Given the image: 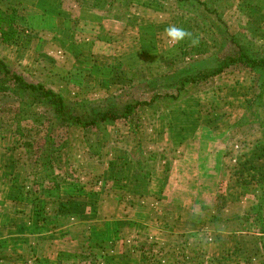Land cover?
I'll use <instances>...</instances> for the list:
<instances>
[{
	"label": "crops",
	"instance_id": "obj_1",
	"mask_svg": "<svg viewBox=\"0 0 264 264\" xmlns=\"http://www.w3.org/2000/svg\"><path fill=\"white\" fill-rule=\"evenodd\" d=\"M246 4L252 25L261 31L264 0H246ZM150 8L157 13L153 5ZM0 9L6 13L15 9L25 19L15 40H0L4 50L0 55L42 78L68 82L76 68H85L91 72L85 79L94 80L93 71L113 64L120 54L115 47H121L125 35H136V42L141 38L137 34L140 25L116 20L108 10L97 14L72 0H0ZM139 15L144 14L134 11L128 16ZM152 19L154 26L163 27V33L175 25L173 19ZM259 34L264 39V31ZM233 78L234 83L211 91V98L209 92L205 96L194 93L165 111L169 125H175L171 119L189 118L193 112L192 127H177L183 132L193 128V137L153 146L163 157L145 188L134 167L130 168L133 165L122 161L116 178L107 177L106 167L95 181L89 178L86 183L61 185L43 192L37 205H29L21 191L27 174L6 148L9 139L0 135V264H156L152 252L159 246L158 256L175 264V251H182L181 242L187 237L203 244L206 261L264 264L262 235L247 230L252 220L241 219L244 211H254L264 202V127L259 126L264 111L250 104L251 86L238 75L222 81ZM217 116L225 126L215 122ZM246 116L256 128L249 130L245 144L240 141L245 148L230 149L231 140L226 148L223 142L242 125L234 124ZM217 129L222 130V137L207 138V130ZM141 239L154 243L150 263L140 251Z\"/></svg>",
	"mask_w": 264,
	"mask_h": 264
},
{
	"label": "rangeland",
	"instance_id": "obj_2",
	"mask_svg": "<svg viewBox=\"0 0 264 264\" xmlns=\"http://www.w3.org/2000/svg\"><path fill=\"white\" fill-rule=\"evenodd\" d=\"M123 3L124 0H117L115 5L108 9L112 15L114 14L113 18L121 16ZM152 5L158 10L156 14L154 10L150 8ZM146 9H149L151 13H147ZM134 11L144 15H139L137 17L128 16ZM128 13L129 14L123 17V19L117 20L125 22L128 19V22H134L133 26L137 27L140 25L141 32L136 31L138 35L141 34L140 42L135 41L139 40V38L134 34H130L127 37L125 35L121 41L123 42L121 47H115L116 52L120 53L113 59V64L115 66L110 63L107 66L97 68L98 71H93L94 80L85 79L87 74H91L90 71L84 70L85 68H76V71H73L74 74L69 75L68 82H62L65 80L60 78L56 80L51 76L48 78L46 75L43 78L38 75L35 76L32 72L26 71L23 64L21 65L13 62L15 64L14 70L26 82L34 85L42 84L47 89L54 91L63 99L68 116L79 117L83 121H88L92 118L96 119L103 113H111L114 116L121 115L124 107L129 104L150 103L149 107L144 106L138 108L126 119L108 122L106 123L107 126L106 124H101L99 130L103 131V129H106L105 131L108 136L125 138L134 137L133 133L129 130L130 127L135 131L144 132V138H146L143 142L144 157H146V151L159 154L160 157L156 156L158 160L150 158V165L157 167L161 162L159 159H161L163 155L158 151L159 149L157 150V148L153 146H163L168 141H178L182 138L186 139L189 138V136L191 137L194 133L193 128L191 132H183L177 129V127H182L181 124H185L186 128L192 127L191 125L195 124V117L192 115L193 112L190 111L189 118L185 116L180 120L171 119L174 121L175 125L172 123L169 125L167 121L169 119L166 117L167 114H165L166 110H160V112L157 113L158 109L165 104L160 98L167 94L176 95V89H179V87L181 88L180 83L178 81V83L173 81V78L178 75L180 70L185 71L186 74H184V76L194 77L196 81L199 77L205 75V78H202L200 82H196L195 85L186 84L183 95L186 94L187 97H189L194 93H205L203 95L205 96L208 94L207 92H209L208 98H211L210 92H214L215 88L217 89L221 87V85H229L230 82L234 83V78L233 80L227 79L225 82L222 81L224 77L238 75L243 84L245 83L251 86V92L253 91L255 95L252 86L253 75H249L246 71L228 73L229 70H234L235 68L231 65L227 67L225 73L217 76H212L210 73L220 66L224 59L228 57L237 59L238 48L232 43V38L235 43L242 47L245 54L250 55L254 59L263 57L264 51L262 52V50L264 49V39L260 37L259 33L263 34L264 26L261 31H259L260 28H256L252 25L250 19L253 16H251L249 4H246V0H190V2L188 1L180 6L177 5L175 0H167L164 4H160L155 0H132V3L129 5ZM106 17L108 18V15ZM152 17L163 20L164 22L167 21V18L173 19L176 26L189 29L188 32L191 33L192 39L173 45L168 41L165 33L162 32L163 27L154 26L152 23L154 19H152ZM252 28H254V32ZM119 32H121V30ZM116 40L117 38H114V41ZM193 40L195 43L192 42ZM134 43L137 44L135 45ZM170 45H173V48H171ZM3 51V49H0V54ZM198 52L203 54L197 55L196 53ZM1 57L7 60L4 56ZM83 72L87 73L82 75ZM259 77L264 79V68L259 71ZM0 80L4 81L2 77H0ZM12 92H14V94ZM33 98L34 97H30L27 94L14 91L12 88H8V92L5 94H0V105L5 107L9 106L11 109H14L15 107H25L24 103L32 101L35 106L32 107V109L37 114L44 115V117L53 121L55 125L58 126L56 130L53 131L54 138H51L50 141H46L47 138H44L43 135L39 136L38 140L33 139V133H30L31 131L28 133L30 128L26 126L27 124L21 125L20 131L13 130L15 134L13 131H11L12 133L8 131L4 132V134L2 133V136L4 135L5 138L9 139L6 141V148L9 151H13L15 161L19 160V163L23 166L26 163L24 150L19 145L28 139L33 143L36 142L34 145H39L43 150L38 153L39 156H41V154L44 155V157L40 159L45 158V156L49 154L53 147L51 142L55 145L54 149L62 146L63 148L61 151H55L51 158L56 172L61 169V175H63L65 179L64 181L58 179V181H61L60 186L75 182L78 183L79 181L86 183L89 182V178L95 181L98 179L100 171L103 169L106 170V167H109V169H107L109 170L107 177L116 178L120 172V170L117 169L120 166V162L124 163L122 161H125L127 163L128 161V163L133 165L128 155L119 153L115 149L105 148L98 150L97 148H93V145L100 140L103 133H94L92 130H82L75 125H71L72 122L69 123L68 126L62 124L59 122L61 119L54 115L53 109L46 101L40 100L39 97H36L34 100ZM181 98L183 99V96ZM217 117L219 119L216 118L215 122L225 126L222 118L220 119L219 116ZM9 118V115L2 116V126L4 129H14V127L10 128ZM205 118L207 119L208 117ZM244 119L249 120V117H243L235 123V126L241 123L243 127L242 125H238L239 127L237 126V129L231 131V139H226V142H223V144L225 143L226 145V143H229L228 141L231 140L233 147H230V149L240 151L242 148H245L241 147L240 141L243 139L242 144H245L251 132L249 130L256 128L252 123H248ZM157 120H159V125L157 128H154L153 125ZM152 121L155 122L152 126H149L147 123ZM203 121L204 124L207 123V120L206 122L205 120ZM208 121H210V119H208ZM23 131L24 137H18L16 133L19 132L21 134ZM180 133L181 136H179ZM206 135L207 138L222 137V130H207ZM225 136H227V134ZM255 137L258 136L255 135ZM236 145L238 147L237 149L236 147L234 148ZM211 148L215 147L212 146ZM226 148H229V146L226 145ZM89 155L95 156L91 157ZM103 164L107 165L105 166ZM22 167H20V169L27 174V178L23 181L21 191L23 193L27 192V195L24 194L26 195L25 197L29 205L30 203L32 205H37V203L40 202L39 198L43 192L51 190L47 187L41 189L43 191H40L37 186L41 181L40 176L38 177V171L41 170V167L37 166L35 168L37 173H32L27 167H23V169ZM130 168H133V166ZM121 169H123L122 166ZM30 173L32 178H30ZM121 173H123V171H121ZM64 175H66V177H64ZM143 181L141 182L142 187L148 184ZM28 182H30V184L33 182V187L29 185ZM28 186H31L32 189L30 188L28 190ZM33 190L37 192H33ZM209 197L210 196H207V199H209ZM251 220L253 228L256 229V220L253 218ZM141 240L147 244L143 239ZM191 245H188L183 251L187 253L191 247H194L193 244ZM200 247V252L196 254L198 257L197 263L218 264L219 261L220 263L222 262V259L217 260L216 258L206 261L203 244ZM159 248L160 246L153 248V251H155L152 253L157 256L154 258V262L156 264H172L170 259H161V257L158 256L159 253H157V251H159ZM163 249L167 250V247ZM180 253L181 252H178V254ZM148 255H146V257H148ZM177 262L178 264L196 263V261L191 263L189 259H186L184 256L177 258Z\"/></svg>",
	"mask_w": 264,
	"mask_h": 264
},
{
	"label": "trees",
	"instance_id": "obj_3",
	"mask_svg": "<svg viewBox=\"0 0 264 264\" xmlns=\"http://www.w3.org/2000/svg\"><path fill=\"white\" fill-rule=\"evenodd\" d=\"M77 6H86L91 11L97 13V14H103L105 11H107L109 8L113 7L115 5V2L117 0H72ZM160 4H164L167 0H155ZM177 5L180 6L183 5L186 2H190V0H175ZM132 3V0H124V3L122 4V13L120 17H115L114 19H123L126 15H128L129 11V5ZM185 8V7H184ZM181 17V16H179ZM195 18V17H194ZM25 19L18 15L17 11L15 9H11L9 13H6L0 9V40L4 43H10L13 40L16 39L18 33L22 31V27L24 25ZM232 43L235 44V46L238 48V55L237 59L233 58H226L223 60L222 64L218 66L212 73H210L212 76H217L219 74L225 73L227 67L233 65L235 68L234 70H229L228 73H235V72H241L246 71L249 75L252 76V86L255 91L254 98L252 102L250 103L255 108H258L264 111V79L259 77V71L264 68V56L261 58L254 59L250 55H247L244 53L242 47H240L232 38ZM194 50V49H191ZM264 49L262 50V52ZM203 52V51H202ZM197 55H201L203 53H196ZM14 64L11 62L5 60L3 57L0 56V77L4 79V81L0 80V94H5L8 92V88L14 89V91H18L21 94H27L28 96L39 97L40 100H44L47 102V104L53 109L54 115L59 117L62 124H65L68 126L69 123L71 125H75L82 130H92V132L97 133H103V136L100 138L98 142H96L93 146V148L105 149V148H112L115 149L119 153H123L129 156L130 160H132V164L134 167V171L136 174L142 178L144 181L150 180V176L153 172L156 171V166L150 165L151 159L154 158L155 160H158L156 156H159V154H153L151 151H146V157H144V149H143V142L146 138H144L145 134L144 132L141 133L138 130L135 131L131 127L129 128L130 132L133 133L134 137H118V136H108L106 133V129H103V131L99 130L101 124H106L108 122H114L115 120L120 119H126L129 116H131L132 112L137 110L138 108H142L144 106L149 107L150 103H134L129 104L124 107V110L121 115H113L111 113H103L96 119H89L88 121H83L79 117H69L66 113V108L64 106L63 99L57 95L54 91L47 89L42 84H31L26 82L16 71L14 70ZM185 71L180 70L178 75L173 78V81H178L181 85V88L176 89V95H164L160 99H162L165 104L161 106V108L158 109V112L160 110H167L168 107H170L172 104L178 102L181 100L182 96L183 98L187 97L186 94L183 95V92L186 89V84H196V82H200L202 78H205V75H202V77H199L197 81L195 78L190 76H184ZM209 74V75H210ZM257 76V77H256ZM256 77V78H255ZM177 82V83H178ZM207 86V85H205ZM14 94V92H12ZM167 101V102H166ZM168 103V104H166ZM25 107L18 108L15 107L14 109H11L9 106H3L0 105V135L4 132L12 133L13 130H19L21 129V125L27 124L28 128H30V133H33L32 138L33 139H39V136L43 135L44 138H47L46 141H50L51 138H54L53 131L56 130L58 127L55 125L53 121H50L48 118L44 117L42 114H37L32 107H35L33 102L30 101L29 103H24ZM27 105V107H26ZM8 116V121L10 122V128L14 127V129H9L2 126V116ZM246 122H248L247 119H244ZM7 121V122H8ZM155 121H152L150 123H147L149 126H152V124ZM254 124V123H252ZM107 126V124H106ZM259 126L264 127V115L262 117V121L259 123ZM59 129V128H58ZM44 130V131H43ZM15 131L14 134H15ZM44 132V133H43ZM27 133V132H26ZM19 137H24V131L20 134L19 132L16 133ZM142 134V135H141ZM85 136V135H84ZM88 140V137H87ZM36 143V142H35ZM35 143L31 142L29 139L23 141V143H20L19 146L23 148L24 155L26 158V163L24 166L20 164V167H27L30 172L37 173L35 171V168L37 166L41 167V170L38 171V177L40 176L41 181L37 185L40 189V191H43L41 189L49 188L50 190H57L60 187V182L64 181L63 175H61V169H59L57 172L52 164L51 158L55 151H61L63 148L62 146H59L54 149V143L51 142V145L53 146L47 156L45 158L40 159L41 157H44V155L41 154L39 156V152H42L43 150L40 148L39 145H34ZM91 157L95 155H89ZM135 160V161H133ZM161 159H159L160 161ZM19 162V160H17ZM22 167V169H23ZM66 177V175H64ZM30 178L31 173H30ZM29 179V174H28ZM60 179L61 181H58ZM29 185L33 187L34 183L28 182ZM50 185V186H49ZM31 186H28V190L31 188ZM32 189V188H31ZM35 190H33L34 192ZM37 192V191H35ZM27 195V192L25 193ZM254 211L246 210L244 211V215H242L241 219L245 222L251 220L252 218L255 219L258 222V226L256 229L252 227V224L249 223L246 227L247 230H256V233H259L262 235V244L264 246V224L262 223L264 221V202L261 203V206H257L253 208ZM191 239V237H187L184 242H181L183 247L182 251L179 250L175 251V264H178L177 258L184 256L186 259H189L191 263L200 264L197 263L198 257L197 252H200V246L199 240ZM194 240V241H193ZM193 244L194 247H191L187 253H185L183 250L186 249L188 245ZM154 246V243H143L142 248L140 249L142 256L144 258V261H150L153 258V255L151 254L150 250ZM192 246V245H191ZM161 248V247H160ZM159 250H162V248ZM149 252V255H148ZM178 252H181L178 254ZM190 254V256H189ZM148 255V257H146ZM150 259V260H149ZM104 264V263H102Z\"/></svg>",
	"mask_w": 264,
	"mask_h": 264
},
{
	"label": "clouds",
	"instance_id": "obj_4",
	"mask_svg": "<svg viewBox=\"0 0 264 264\" xmlns=\"http://www.w3.org/2000/svg\"><path fill=\"white\" fill-rule=\"evenodd\" d=\"M165 36L173 45L180 44L186 40H191V33L183 27L170 25L165 29ZM195 43V41H192Z\"/></svg>",
	"mask_w": 264,
	"mask_h": 264
}]
</instances>
